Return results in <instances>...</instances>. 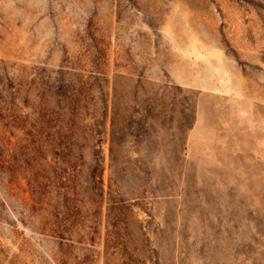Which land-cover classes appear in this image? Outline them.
I'll return each instance as SVG.
<instances>
[{
	"label": "rangeland",
	"instance_id": "obj_1",
	"mask_svg": "<svg viewBox=\"0 0 264 264\" xmlns=\"http://www.w3.org/2000/svg\"><path fill=\"white\" fill-rule=\"evenodd\" d=\"M0 264H264V0H0Z\"/></svg>",
	"mask_w": 264,
	"mask_h": 264
},
{
	"label": "crops",
	"instance_id": "obj_2",
	"mask_svg": "<svg viewBox=\"0 0 264 264\" xmlns=\"http://www.w3.org/2000/svg\"><path fill=\"white\" fill-rule=\"evenodd\" d=\"M232 153V162H233V169L235 170V162L240 161V155H241V148L238 146H233L231 149Z\"/></svg>",
	"mask_w": 264,
	"mask_h": 264
}]
</instances>
